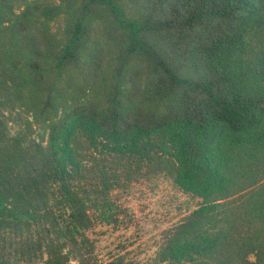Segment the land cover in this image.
Segmentation results:
<instances>
[{"label": "trees", "instance_id": "obj_1", "mask_svg": "<svg viewBox=\"0 0 264 264\" xmlns=\"http://www.w3.org/2000/svg\"><path fill=\"white\" fill-rule=\"evenodd\" d=\"M154 174L199 200L155 264H264V0H0V264H100Z\"/></svg>", "mask_w": 264, "mask_h": 264}, {"label": "rangeland", "instance_id": "obj_2", "mask_svg": "<svg viewBox=\"0 0 264 264\" xmlns=\"http://www.w3.org/2000/svg\"><path fill=\"white\" fill-rule=\"evenodd\" d=\"M91 237L100 264H155L162 232L198 206L163 174L139 177L111 195ZM75 264V262L73 263Z\"/></svg>", "mask_w": 264, "mask_h": 264}]
</instances>
